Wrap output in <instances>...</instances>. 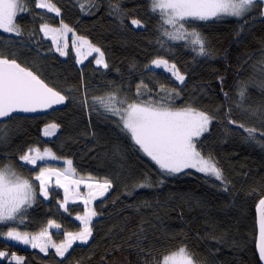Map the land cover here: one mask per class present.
<instances>
[{"label": "trees", "instance_id": "16d2710c", "mask_svg": "<svg viewBox=\"0 0 264 264\" xmlns=\"http://www.w3.org/2000/svg\"><path fill=\"white\" fill-rule=\"evenodd\" d=\"M47 2L60 9V16L37 8L36 0H27L29 10L15 18L23 35L0 31V54L38 73L65 96V105L42 116L8 119L4 125L6 142L0 144V166L11 162L36 185L34 178L42 165H25L19 157L32 147L47 148L60 159L72 160L80 180L108 179L112 186L90 205L96 215L91 217L88 243L73 246L60 258L54 251L44 254L0 236V251L7 253L0 264H16L13 254L22 258L21 264H145L149 252L161 262L164 255L181 246H186L197 264H260L256 208L264 198V120L251 118L232 104L234 120L256 129V139H247L243 128L228 123L224 93L235 101L237 85L246 84L247 106L264 108V72L254 70L264 68V5L244 20L190 21L205 37L211 53L196 57L183 41L169 42L171 51L159 48L160 19L150 11L149 0ZM115 4L125 14L123 24L110 15V5ZM133 18L141 20L144 27L135 28ZM61 20L73 29L64 37L67 48L63 56L40 31L42 23L57 27ZM77 37L100 48L108 67L97 65L94 55L79 64L71 44ZM158 56L176 64L185 77L183 84L172 73L150 67ZM141 81L152 95L161 85L166 90L182 89L175 108L190 105L216 117L199 138L197 148L205 157L215 159L225 178L223 183L193 170L162 175L155 162L121 131L118 117L99 105L91 108L93 97L115 91L135 100ZM85 99L89 106L82 104ZM51 123L59 128L53 137H44L43 130ZM50 166L63 169L65 164ZM145 180L151 186L138 187ZM81 194V200H68L65 211L60 207L66 195L63 188L51 186L45 199L36 187L35 201L17 230L49 232V221H54L60 225L58 240L65 233L81 231L84 226L76 217L88 210ZM3 230L9 229L4 226Z\"/></svg>", "mask_w": 264, "mask_h": 264}, {"label": "snow or ice", "instance_id": "6c2138e0", "mask_svg": "<svg viewBox=\"0 0 264 264\" xmlns=\"http://www.w3.org/2000/svg\"><path fill=\"white\" fill-rule=\"evenodd\" d=\"M149 5L150 11L160 19L158 26L160 36L157 38L159 48L171 51L172 45L169 42L183 41V46L195 53L196 57H204L211 55L206 47V39L190 21L219 20L226 17L244 20L256 6L264 5V0H149ZM35 6L47 9L48 12H54L56 16L61 14L60 9L47 0H36ZM110 6V15H114L123 24L125 14L120 5ZM81 8L84 10L83 5ZM28 10L27 0H0V31L22 36L23 32L15 23V17L18 13ZM261 15L264 16V12H261ZM131 24L135 28L144 27L141 20L135 18L131 19ZM40 31L44 34V38L53 41L60 55H66L64 49L67 48V43L64 37L73 31L71 27L62 20L59 28H52L48 22H44L41 24ZM77 41L73 42L77 55L81 54L80 47L87 45L89 52L98 53L97 65L108 67L100 48L93 46L83 37H77ZM151 65L170 71L180 84L184 83L185 77L179 73L176 64H170L168 59L158 56L152 60ZM254 70L264 72V68ZM180 91L182 89L166 90L161 85L160 91L152 95L151 89H147V85L141 81L137 86L135 100H129L127 95H121L119 91H115L104 97H93L90 106L95 110L99 105L106 113L118 117L117 123L121 131L129 135L139 150L155 162L162 175H172L191 168L223 183L225 178L215 159L211 155L205 157L197 148L200 143L199 138L209 131V126L216 117L190 105L182 109L175 108V100L179 98ZM224 96L225 103L228 105V112L225 114L228 123L237 124L239 128H243L247 133V139H256L254 127L238 123L232 116V104L234 103L236 109L242 113L248 114L251 118L264 120V108L253 109L246 104L247 85L242 83L237 85L238 99L235 101L228 93H224ZM65 99L64 95L50 87L38 73L21 66L15 58L0 54V144L6 142L7 137V129L4 126L5 118L15 119L13 113L43 111L52 108L53 105L63 104ZM82 104L89 106L87 99L83 100ZM58 128V124L51 123L44 129L43 134L45 136L55 135ZM261 135H264V132ZM19 159L25 165L30 164L35 167L37 161L56 160L58 157L50 149L46 148L41 152L39 148L32 147ZM65 164L67 167L63 172L50 166L41 167L34 179L39 181L40 195L47 199L49 183L55 176L56 185L63 188L66 194L60 207L67 211L65 206L68 203L67 194L71 191L70 184L78 188L82 181L70 180L76 170L72 160H66ZM160 183L163 181L161 180ZM85 186L89 189L88 196L83 198V203L87 206L92 199L103 196L112 184L110 180L105 179L103 182H86ZM150 186L148 180L138 185L141 188ZM36 187L31 180L23 177L11 162L0 166V236L7 240L30 244L31 247L39 248L45 253L50 247L54 248L56 254L61 257L72 247L73 242L79 241L86 244L92 235L91 217L96 215L95 210H87V208L85 215L76 217L83 224V229L76 234L66 233V242L59 245L52 242L47 229L39 235L32 236L27 232L22 233L17 230L19 225L25 223L27 208L31 207L35 201ZM258 211L259 242L257 248L260 260L264 261V199L259 200ZM4 226L9 229L7 232L3 230ZM48 227L58 229L60 225L49 221ZM6 256L5 251H0V259ZM12 259L16 261V264H21L22 258L13 256ZM145 264H161V262L149 252L145 257ZM162 264H197V261L186 246H181L177 253L165 256Z\"/></svg>", "mask_w": 264, "mask_h": 264}, {"label": "rangeland", "instance_id": "374dc122", "mask_svg": "<svg viewBox=\"0 0 264 264\" xmlns=\"http://www.w3.org/2000/svg\"><path fill=\"white\" fill-rule=\"evenodd\" d=\"M258 9V6H256L254 9H253V11L252 12H255L256 10ZM252 12H250V13H252ZM250 13H248V14H250ZM247 14V15H248ZM16 18V17H15ZM226 18H233V17H226ZM233 19H237V18H233ZM60 27V25L59 26H57V27H52V28H59ZM74 41H77V40H72L71 41V44H72V46H73V42ZM63 43V42H62ZM77 43H79L78 41H77ZM74 49H75V52H76V55H77V49L74 47ZM79 51H80V55H77V58H78V63L79 64H81L82 62H84L85 60H86V58H88L89 56H92V55H94V56H96V57H98V53H95V52H89V49H88V46L87 45H84L83 47H80V49H79ZM104 58V57H103ZM96 62V61H95ZM97 64V63H96ZM171 64V63H170ZM100 66V65H99ZM150 67L151 68H155L154 66H152V65H150ZM158 69H163V68H158ZM163 70H165V69H163ZM165 71H167V70H165ZM168 72H170V71H168ZM171 73V72H170ZM49 125V124H48ZM47 125V126H48ZM46 126V127H47ZM45 127V128H46ZM44 128V129H45ZM56 132H57V130H56ZM43 133H44V130H43ZM56 134V133H55ZM43 136L44 137H53L54 135H52V136H45L44 134H43ZM41 152H43V151H41ZM65 161L66 160H64V159H60V158H58V159H56V160H44V161H37V164H36V166L37 165H39V166H41L42 165V167H44V166H50V163H58V162H61V163H64L65 164ZM31 166H33V165H31ZM51 167V166H50ZM66 167H67V165L65 164V166H64V168L63 169H59V168H57L56 167V169H58V170H60L61 172H63L65 169H66ZM41 168V167H40ZM186 170H193V171H196L195 169H191V168H189V169H185L184 171H186ZM197 172V171H196ZM198 173H200V172H198ZM201 174H203V173H201ZM71 179H76V180H80L78 177H76L75 175L73 176V177H70V180ZM55 181H56V177L55 176H53L52 178H51V181H50V183H49V188L51 187V186H53V185H55V186H57L56 185V183H55ZM80 181H82L81 183H80V185H79V187L77 188L76 187V185H74V184H70V188H71V191L67 194V196H68V200H70V201H75V200H81L80 198H81V192L83 193V195H84V198L85 197H87L88 196V194H89V189L85 186V184H86V182H90V181H83V180H80ZM36 182H38V184L36 183V186L38 187V185H39V181H36ZM67 183V182H66ZM39 188V187H38ZM64 190V189H63ZM107 192H105V194H106ZM104 194V195H105ZM102 196H98V197H96V198H101ZM93 200H95V199H92L91 200V202H90V204L89 205H87L88 206V210H90V205L92 204V202H93ZM85 215V214H84ZM83 216V215H82ZM83 229V228H82ZM78 232H80V231H78ZM78 232H71V233H73V234H76V233H78ZM48 234L51 236V239H52V242H54L55 244H57V245H59V244H62V243H64V242H66V239H67V237H66V233L64 234V238L62 239V240H58V237H59V234H60V227L57 229V228H50V231L48 232ZM30 236H32V235H39V234H29ZM91 237H92V235H91ZM91 237L88 239V241L91 239ZM2 238L3 239H5V237H3L2 236ZM6 241H8V242H10V243H12V244H15V245H18V246H21V247H24V248H28V249H34V250H38L39 252H41L40 251V249L39 248H33V247H31V245L30 244H23V243H20V242H17V241H11V240H7V239H5ZM88 243V242H87ZM77 244H82V243H80L79 241H75V242H73V244H72V247L73 246H75V245H77ZM71 247V248H72ZM71 248H69L68 249V251L71 249ZM49 251H54L55 252V249L54 248H49L48 250H47V252H49ZM67 251V252H68ZM179 251V249L178 250H176V251H173V252H171V253H168V254H166V255H164L163 257H162V259H161V264H162V261H163V258L165 257V256H168V255H172L173 253H177ZM67 252L65 253V255L67 254ZM41 253H44L45 254V252H41ZM56 253V252H55ZM64 255V256H65ZM13 256H14V254H13ZM58 256V255H57ZM63 256V257H64ZM58 257H60L61 258V256H58ZM177 261H179V258H177Z\"/></svg>", "mask_w": 264, "mask_h": 264}, {"label": "water", "instance_id": "95a60500", "mask_svg": "<svg viewBox=\"0 0 264 264\" xmlns=\"http://www.w3.org/2000/svg\"><path fill=\"white\" fill-rule=\"evenodd\" d=\"M55 90V89H54ZM65 105V102L63 104H59V105H53L52 108H48L46 110L43 111H38V112H34V113H13V116H21V117H35V116H42V115H46L52 111L58 110V109H62ZM10 118H5V120L7 121ZM264 199V198H262ZM259 203L257 205L256 208V228H257V236H256V250H257V254H258V242H259ZM258 258H259V254H258ZM260 264H264V261H261L259 258Z\"/></svg>", "mask_w": 264, "mask_h": 264}]
</instances>
